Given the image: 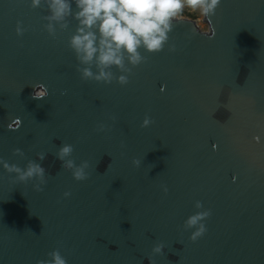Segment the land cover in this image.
I'll use <instances>...</instances> for the list:
<instances>
[{"label":"water","instance_id":"95a60500","mask_svg":"<svg viewBox=\"0 0 264 264\" xmlns=\"http://www.w3.org/2000/svg\"><path fill=\"white\" fill-rule=\"evenodd\" d=\"M198 9V22L173 20L162 52L141 50L146 62L121 86L81 78L76 21L53 36L46 3L0 0V158L24 168L44 152L47 169L37 192L38 179L0 167V264L56 250L67 264H264V0ZM64 144L65 162H89L88 179L62 167ZM204 210L193 242L185 221Z\"/></svg>","mask_w":264,"mask_h":264},{"label":"clouds","instance_id":"9594fccd","mask_svg":"<svg viewBox=\"0 0 264 264\" xmlns=\"http://www.w3.org/2000/svg\"><path fill=\"white\" fill-rule=\"evenodd\" d=\"M30 3L32 8L47 4L50 14L45 19L50 35H55L56 25L66 29L70 20L76 21L69 47L75 54L79 65L77 71L83 80L104 84H111L115 80L121 86L129 83L132 68L146 62L147 58L141 50L153 54L164 50L174 28L173 20L185 7L184 0H30ZM221 3L222 0H187L189 7L200 8L204 16L213 15ZM23 31L18 22L17 34L22 35ZM113 69H118L120 74L116 75ZM47 95L46 90L34 93L35 98H45ZM15 123L20 125L18 118ZM152 123L151 118L145 117L141 126L149 127ZM105 129L103 123L98 126L100 132ZM73 152V145L64 144L58 149L56 158L62 167L73 170L72 176L76 181H84L88 179L90 164L87 160L80 165L72 160L65 162V157ZM15 154L24 155L21 149H16ZM45 159L46 153L40 152L36 160H29L26 167L21 168L0 158V167L9 174H15L12 177L14 181L38 179L39 184L34 189L40 192L46 184L47 169L42 166ZM133 164L140 167L141 161L134 159ZM163 191L167 193L168 188L164 186ZM64 196L70 197L71 193L65 192ZM196 208L202 209V203L197 201ZM210 215V210L198 211L185 221V229H195L190 237L193 242L207 232L204 221ZM164 249L165 245L158 243L152 248V253L163 255ZM49 255L50 260L39 261L38 264H67L59 250ZM148 264H155L152 256L148 257Z\"/></svg>","mask_w":264,"mask_h":264},{"label":"rangeland","instance_id":"374dc122","mask_svg":"<svg viewBox=\"0 0 264 264\" xmlns=\"http://www.w3.org/2000/svg\"><path fill=\"white\" fill-rule=\"evenodd\" d=\"M185 7L182 10V13L180 14V18H189L192 20H195L198 22L199 19V9L197 8H191L187 5V0H184ZM200 29L204 30V23H200Z\"/></svg>","mask_w":264,"mask_h":264}]
</instances>
